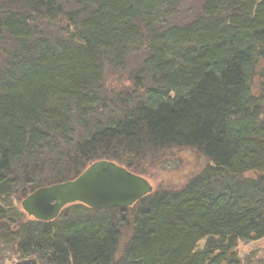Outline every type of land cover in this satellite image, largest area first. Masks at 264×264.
Here are the masks:
<instances>
[{
	"label": "trees",
	"instance_id": "obj_1",
	"mask_svg": "<svg viewBox=\"0 0 264 264\" xmlns=\"http://www.w3.org/2000/svg\"><path fill=\"white\" fill-rule=\"evenodd\" d=\"M62 1L23 4L48 16ZM73 1L86 15L63 39L35 37L24 14L0 13V41L10 43L0 66V251L19 264H244L237 243L264 237V87L261 98L252 88L255 74L264 79V0H206L183 27L164 25L174 0ZM141 49L148 87L126 104L103 90L104 69ZM177 146L210 166L138 202L123 248L131 208L75 204L45 223L14 204L101 158Z\"/></svg>",
	"mask_w": 264,
	"mask_h": 264
},
{
	"label": "rangeland",
	"instance_id": "obj_2",
	"mask_svg": "<svg viewBox=\"0 0 264 264\" xmlns=\"http://www.w3.org/2000/svg\"><path fill=\"white\" fill-rule=\"evenodd\" d=\"M23 3H25L24 0H0V13L3 15L7 11H14L24 14L27 17L26 19L30 20L35 37L43 36L50 40L63 39L67 34L74 33L75 24H78V21L86 15L84 14L85 8H82L81 5L73 0L62 1L60 4L62 12L48 16L43 12L39 15L33 13V10L25 7ZM205 3L206 0H174L175 13L171 19L167 20V17L165 18L164 25L166 24L169 27H172V25L180 27L187 25L193 19L201 16V10ZM9 44L5 38L0 41V66L5 59L4 51L9 49ZM144 57L145 51L141 49L139 52L129 56L130 60L124 68L118 70L111 66L105 67L102 80L103 90L110 95H115L116 98L122 97L124 99L123 102L126 104H129L130 100L132 102L141 101L148 87V84L144 81V76L141 74ZM263 85L264 79L255 74L252 79V88L257 98H261L263 94ZM262 104V119L264 120V100ZM78 139L76 137L75 142ZM70 149L73 157L75 155L74 149ZM115 157L117 158L115 159L116 161L113 158L109 159V161L113 160L121 167L128 166L136 174L147 179L155 193L179 191L191 179L200 175L205 168L210 166L209 161L200 150L179 146L167 148L166 150L144 149V151L134 153L130 158L118 154ZM23 200L20 194H15L13 201L22 215L25 216L20 206ZM138 209L139 207L136 206L128 211L127 220L129 219L130 225L125 222L126 226L122 228V248L132 235V224ZM204 245L205 241L200 243L199 248L203 249ZM4 249L0 251V264H19L22 262L19 256H15L14 251L8 253ZM235 252L244 264L264 261V238L258 241H239ZM2 258L8 259L3 263Z\"/></svg>",
	"mask_w": 264,
	"mask_h": 264
},
{
	"label": "water",
	"instance_id": "obj_3",
	"mask_svg": "<svg viewBox=\"0 0 264 264\" xmlns=\"http://www.w3.org/2000/svg\"><path fill=\"white\" fill-rule=\"evenodd\" d=\"M147 179L114 162L92 163L77 178L38 189L21 203L28 217L49 222L70 205H85L96 211L125 210L153 193Z\"/></svg>",
	"mask_w": 264,
	"mask_h": 264
},
{
	"label": "bare ground",
	"instance_id": "obj_4",
	"mask_svg": "<svg viewBox=\"0 0 264 264\" xmlns=\"http://www.w3.org/2000/svg\"><path fill=\"white\" fill-rule=\"evenodd\" d=\"M264 238V237H263ZM263 238H261V239H263ZM259 262H261V261H259ZM264 262V261H263Z\"/></svg>",
	"mask_w": 264,
	"mask_h": 264
}]
</instances>
